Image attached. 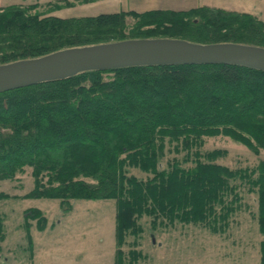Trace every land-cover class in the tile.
Masks as SVG:
<instances>
[{
	"label": "trees",
	"instance_id": "1",
	"mask_svg": "<svg viewBox=\"0 0 264 264\" xmlns=\"http://www.w3.org/2000/svg\"><path fill=\"white\" fill-rule=\"evenodd\" d=\"M71 6L57 0L0 7V65L132 39L264 47V22L247 12L200 6L52 14ZM217 137L264 154V71L137 66L0 93V181L30 171L34 188L26 198L59 200L67 208L73 199L115 200V264L144 258L143 217L153 229L194 224L222 235L243 210L245 194L256 197L264 264V157L253 167L230 168L219 162L225 150L205 149L206 140ZM7 197L0 193V200ZM30 213L44 230L41 211ZM3 219L0 214V242Z\"/></svg>",
	"mask_w": 264,
	"mask_h": 264
},
{
	"label": "rangeland",
	"instance_id": "2",
	"mask_svg": "<svg viewBox=\"0 0 264 264\" xmlns=\"http://www.w3.org/2000/svg\"><path fill=\"white\" fill-rule=\"evenodd\" d=\"M55 1L1 0L0 7ZM68 1L73 6L52 14L62 18L94 17L130 10H188L210 6L251 13L264 22V0H96L87 4ZM205 143V149L225 150L219 162L234 169L253 167L264 157L263 153L257 156L228 138H211ZM33 188L30 171L13 180L0 181V193L8 195L0 200V214L4 218L0 264H115V200L73 199L68 209L59 200L26 198ZM255 198L245 194L243 210L233 216L228 232L222 235L194 224L153 229L151 218L143 217L139 250L144 258L137 264H260L259 246L263 237L258 230ZM34 209L45 217L44 230H39L38 219L27 218ZM27 224H30L29 232L25 229ZM29 242H32L31 250ZM122 248L126 252L129 249Z\"/></svg>",
	"mask_w": 264,
	"mask_h": 264
},
{
	"label": "water",
	"instance_id": "3",
	"mask_svg": "<svg viewBox=\"0 0 264 264\" xmlns=\"http://www.w3.org/2000/svg\"><path fill=\"white\" fill-rule=\"evenodd\" d=\"M236 65L264 71V47L236 43L198 44L181 39H132L61 50L0 65V93L82 72L137 66Z\"/></svg>",
	"mask_w": 264,
	"mask_h": 264
},
{
	"label": "bare ground",
	"instance_id": "4",
	"mask_svg": "<svg viewBox=\"0 0 264 264\" xmlns=\"http://www.w3.org/2000/svg\"><path fill=\"white\" fill-rule=\"evenodd\" d=\"M134 99V98H133Z\"/></svg>",
	"mask_w": 264,
	"mask_h": 264
},
{
	"label": "crops",
	"instance_id": "5",
	"mask_svg": "<svg viewBox=\"0 0 264 264\" xmlns=\"http://www.w3.org/2000/svg\"><path fill=\"white\" fill-rule=\"evenodd\" d=\"M1 1V0H0Z\"/></svg>",
	"mask_w": 264,
	"mask_h": 264
}]
</instances>
